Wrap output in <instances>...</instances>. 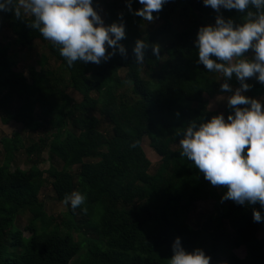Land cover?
<instances>
[{"label":"trees","instance_id":"1","mask_svg":"<svg viewBox=\"0 0 264 264\" xmlns=\"http://www.w3.org/2000/svg\"><path fill=\"white\" fill-rule=\"evenodd\" d=\"M100 1L93 0V7ZM104 2L109 25L119 22L123 13L126 38L120 43L126 57L117 52L99 65L77 61L69 67L59 46L49 42L48 52L58 66L45 59L40 69L29 67L28 78L15 69L9 45L0 40V111L6 112L2 122L16 121L27 131L43 132L25 147L32 163L28 170L14 167L23 147L20 133L1 139L0 264H71L77 256L78 264H170L176 237L188 252L203 249L210 263H222V256L228 255V264H264V238L258 236L264 220L253 221V209L264 216V208L222 203L227 189L212 186L194 162L181 155L182 137L176 135L192 120L206 122L219 114L208 109L204 93L221 91L223 77L218 83L216 75L221 73L208 72L198 63L195 44L199 28L214 25L217 13L203 0H168L153 13L159 25L149 27L129 12L126 0ZM131 6L143 7L139 0H131ZM180 12L184 27L178 29L174 20ZM221 13L236 23L244 15L223 8ZM0 17L20 48L46 41L29 27L31 16L16 19L11 12H0ZM164 37L171 38L167 46L161 44ZM137 39L159 44L160 58L149 48L144 64H136ZM245 82L252 85L245 95L264 96V84L255 77ZM229 83L239 87L235 78ZM70 87L82 100L68 93ZM229 114L234 110L227 106ZM147 137L162 157L155 172L144 147ZM47 161L49 168H42ZM46 185L62 202L73 191L86 195L75 211L67 205L66 231L40 199ZM203 200L214 201L215 211L207 227L197 229L189 216ZM26 212L32 216L21 229L17 222ZM242 247L247 252L243 259L234 253Z\"/></svg>","mask_w":264,"mask_h":264},{"label":"clouds","instance_id":"2","mask_svg":"<svg viewBox=\"0 0 264 264\" xmlns=\"http://www.w3.org/2000/svg\"><path fill=\"white\" fill-rule=\"evenodd\" d=\"M167 2L139 0L143 7L133 10L131 0H126L129 12L148 23L154 21L153 13H159ZM203 3L217 15L214 25L198 30L195 41L198 63L208 72L222 74L221 91L230 94L227 106L234 114L226 119L224 114H217L206 122L192 120L186 128L178 130L176 135L182 137L181 155L194 162L212 186L227 189L221 197L222 203L232 200L238 205L259 204L264 208V106L261 100L244 94L252 87L246 80L255 77L264 84V0H203ZM222 8L243 13L242 22L225 18ZM0 12H11L16 19H21L22 14L31 16L29 27L59 46V53L69 67L77 61L99 65L117 52L127 55L120 43L126 38L123 13L118 14L119 22L105 25L93 7V0H0ZM149 48L153 56L160 58L159 44H149L143 39L135 41L136 64H144ZM250 50L254 53L251 58L245 55ZM233 78L239 87L233 88L229 83ZM85 201L86 195L78 190L63 199L73 211ZM262 220L264 216L254 208L253 221ZM172 252L170 264H210L211 261L201 248L186 251L180 237L175 238Z\"/></svg>","mask_w":264,"mask_h":264},{"label":"rangeland","instance_id":"3","mask_svg":"<svg viewBox=\"0 0 264 264\" xmlns=\"http://www.w3.org/2000/svg\"><path fill=\"white\" fill-rule=\"evenodd\" d=\"M189 3H192L193 0H187ZM95 10L104 20L105 25H109L107 22L108 17V8L104 0H101L96 6H94ZM182 12V11H181ZM175 17V26L180 29L184 27V24L180 22V15ZM3 19L0 17V40L4 44H8L10 47L9 55L16 62L15 69L21 71L29 78V67L35 66L37 69H40L44 60L47 59L50 66H58V62L50 56L47 43L50 41H37L33 44L31 48H20L19 46L13 43L14 35L11 30L2 24ZM159 25L158 22L154 21L152 23H148L149 27ZM170 37H164L161 40V44L163 46H167L170 43ZM254 53L250 50L246 56L252 57ZM125 74V72L123 73ZM217 82H222V74L216 75ZM235 88V87H233ZM68 93L77 101L82 100V95L76 91L74 88L70 87ZM229 93H224L219 91L218 89L214 93H204V98L206 100L208 109L211 111H217L219 114H224L225 119L226 108H227V98ZM255 99L261 100L262 106H264V96H257ZM5 111H0V163L4 160V147L1 143V139L5 136H13L15 132L20 133L21 142L23 143V147H21L20 151L16 153L14 167L19 166L23 169L28 170L32 163L29 161L27 153L25 151V147L30 145L33 140H37L40 136H43V132H30L25 130L24 126L21 123L16 121H12L10 123H3L2 118L5 116ZM145 150L148 156L151 158L153 162L152 171L155 172L162 162V157L158 152L154 149L151 144V140L149 137L145 139L144 142ZM44 169H48L50 166V161L42 163L40 165ZM60 166V165H59ZM79 170V165L73 167V171L77 172ZM40 199L45 205V210L49 215H54L58 219V223L61 225L63 231L67 230V227L64 221L68 220L67 217V205H65L62 201H59L56 198L55 191L51 185H46L41 189ZM215 203L214 201H199L196 203L195 209L191 212L189 216V222L195 228H206L208 225V217L215 211ZM32 214L30 212H26L19 217V221L17 222L18 227L24 229V227L28 224ZM76 232V231H75ZM77 233V232H76ZM260 238H264V231L261 230L258 233ZM86 250V247L82 250V253ZM234 253L239 258H245L247 255L246 249L244 247L234 250ZM79 257L77 256L71 264H78ZM221 260L223 262H229L228 255L222 256ZM219 263V264H223ZM210 264H218V263H210Z\"/></svg>","mask_w":264,"mask_h":264}]
</instances>
